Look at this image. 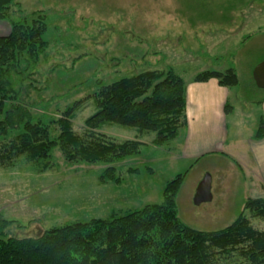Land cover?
<instances>
[{
  "label": "rangeland",
  "instance_id": "obj_1",
  "mask_svg": "<svg viewBox=\"0 0 264 264\" xmlns=\"http://www.w3.org/2000/svg\"><path fill=\"white\" fill-rule=\"evenodd\" d=\"M16 18L43 17L47 24L41 53L25 81L35 118L44 116L51 138L60 134L57 120L76 101L93 95L99 81L109 84L148 69L172 68L193 80L207 70L233 68L239 84L233 88L248 106L264 97L253 79L254 66L264 60V0H16ZM21 10V11H20ZM249 35V36H248ZM248 36V38H247ZM227 64V69L214 68ZM185 80V79H184ZM33 82V87L28 85ZM96 111L93 98L72 119L83 133L85 120ZM260 116V113L257 112ZM111 139L142 142L141 153L111 165L120 182H102L108 164L69 162L59 147L38 162L21 156L13 167H0V220H13L7 235L35 237L77 221L110 218L163 201L164 188L186 172L177 195L178 216L198 230L230 225L243 204L228 208L226 220L211 217L214 202H194L197 185L210 177L214 190L232 182L237 169L225 156L191 159L174 156L180 137L161 147L154 133L105 124L97 130ZM130 169H135L130 171ZM240 176V175H238ZM230 178L228 182L226 179ZM223 188V187H222ZM231 217V218H230ZM264 230V221L253 219ZM232 259L220 264H232Z\"/></svg>",
  "mask_w": 264,
  "mask_h": 264
},
{
  "label": "trees",
  "instance_id": "obj_2",
  "mask_svg": "<svg viewBox=\"0 0 264 264\" xmlns=\"http://www.w3.org/2000/svg\"><path fill=\"white\" fill-rule=\"evenodd\" d=\"M16 0H0V19L11 25L0 36V167H13L21 156L34 162L50 157L59 147L69 162L104 163L101 181L120 182L111 164L141 153L142 142H118L97 130L116 124L154 133L152 144L161 147L175 140L187 125L186 81L172 68L148 69L109 84L69 106L57 120L60 134L51 138L45 117L35 118L29 102L26 74L35 67L48 46L43 17L16 18ZM21 11V10H20ZM218 79L235 87L239 76L233 68L207 70L194 81ZM28 85L33 87L31 81ZM93 98L96 111L85 120V131L77 133L72 119L83 103ZM226 105V110H229ZM264 138V115L255 133ZM135 169H130L133 171ZM186 172L176 175L164 188L161 203L110 218L77 221L48 229L35 237L4 233L13 220H0V264H264V230L252 220L264 221V199L248 198L236 219L220 230H198L178 216L177 195Z\"/></svg>",
  "mask_w": 264,
  "mask_h": 264
},
{
  "label": "crops",
  "instance_id": "obj_3",
  "mask_svg": "<svg viewBox=\"0 0 264 264\" xmlns=\"http://www.w3.org/2000/svg\"><path fill=\"white\" fill-rule=\"evenodd\" d=\"M10 32V23L0 19V36ZM226 67L227 64H221L214 68L225 70ZM184 79L187 125L180 129L179 137L182 132L184 136L175 145L174 156L199 160L216 155L232 160L240 176L233 171L232 179H235L217 190L211 184V202L217 210L211 217L226 220L228 208H236L248 198L264 199V138H255L260 117L257 112L264 115V97L248 106L233 92L234 87L222 86L216 78L201 82Z\"/></svg>",
  "mask_w": 264,
  "mask_h": 264
},
{
  "label": "water",
  "instance_id": "obj_4",
  "mask_svg": "<svg viewBox=\"0 0 264 264\" xmlns=\"http://www.w3.org/2000/svg\"><path fill=\"white\" fill-rule=\"evenodd\" d=\"M252 75L256 85L259 88L264 89V60L259 62L254 67ZM211 199V179L210 177H206L199 183L197 187L196 194L194 196V202L195 204L199 205L203 202H209Z\"/></svg>",
  "mask_w": 264,
  "mask_h": 264
}]
</instances>
